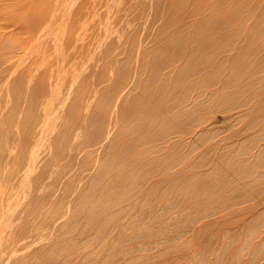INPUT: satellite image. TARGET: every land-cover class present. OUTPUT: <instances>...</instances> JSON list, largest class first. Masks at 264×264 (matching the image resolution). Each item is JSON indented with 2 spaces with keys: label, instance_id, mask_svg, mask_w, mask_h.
Segmentation results:
<instances>
[{
  "label": "rangeland",
  "instance_id": "obj_1",
  "mask_svg": "<svg viewBox=\"0 0 264 264\" xmlns=\"http://www.w3.org/2000/svg\"><path fill=\"white\" fill-rule=\"evenodd\" d=\"M24 1L15 5L30 4ZM45 1L40 3L48 10L54 6L57 17L67 5V0H58V6L57 0ZM96 1L73 0L77 8L65 25L55 27L47 44L21 64L20 54L32 49V36L15 34L25 10L10 12L11 0L0 8V45H14L17 74L9 91L14 104L4 106L10 98L2 101L0 95L6 110L0 131L15 130L5 116L11 112L27 156L37 145L39 155L48 152L28 176L26 218L13 214L0 237V263L25 244L26 264H199L200 259V264H229L233 258L243 263L249 251L239 252L240 246L262 238L245 220L264 205V188L253 193L245 184L252 176L234 164L249 154L264 157V150L256 149L264 146V132L253 138L264 127V0H196L204 1V17L196 13L195 0H162L166 7L157 6L158 0ZM235 2L241 6L238 15L214 24L231 15ZM59 31L71 33L70 45L57 41ZM90 49L96 57L88 61ZM112 55L124 61L123 68L110 62ZM77 71H83L81 77ZM76 77L77 85L69 88ZM111 87L116 90L109 93ZM228 92L239 94L233 105L247 102L238 110L256 113L254 120L224 128L221 112L228 106L221 96ZM181 111L180 124L175 118ZM243 125L250 128L236 137ZM45 135L50 137L42 144ZM244 147H250L245 156L231 152ZM102 172L94 190L91 184ZM223 175L230 181L225 191L205 185ZM8 179L5 192L16 191L18 176ZM224 193L238 203L220 206ZM3 195L0 231L2 215L17 202L16 194ZM142 231L153 236L140 238Z\"/></svg>",
  "mask_w": 264,
  "mask_h": 264
},
{
  "label": "bare ground",
  "instance_id": "obj_2",
  "mask_svg": "<svg viewBox=\"0 0 264 264\" xmlns=\"http://www.w3.org/2000/svg\"><path fill=\"white\" fill-rule=\"evenodd\" d=\"M11 1H13L11 3H13L14 6H16L15 0H11ZM18 1L19 0H17V2ZM28 1H30V4H26V5H28L26 7L25 6H16L15 8H13L14 7L13 6L12 8H10V12H11V11H14L15 9H17L18 7H21V9H18L20 11H17V13L18 12L21 13L24 10L26 13V14L24 13L25 15L23 16L22 19H20L21 17L19 18L21 20L22 26H18L20 29H17V31L15 30L16 31L15 34L18 33V31L22 30V31H24L22 33H25V35H27V36L29 35V37L32 36V38L30 39V42L32 44V45H30V47L32 49L30 51L28 49L27 55H25V54L21 55L20 54L19 59H21V60L19 61V64H21L23 62V60H25L24 56H26L27 59L29 58V55L31 54L30 52H32V50H34L36 52L41 50V48L47 44L46 38L48 37V35L49 34L52 35V32L54 33V31H53L54 28L57 26L59 27L60 23H64L63 24V26H64L65 23L68 21V17L71 16V14L77 8V6H76L77 4L73 3V0H67L66 1L67 5L64 6L65 8L63 10L58 7L59 9L62 10V11L60 10V12H62V14L57 17L56 12H58V11L55 10L54 6L49 8V10H48V6L45 5V3L48 4V2H46L45 0H44L45 3H40V2H42V0L38 1L39 5L40 4L44 5V6L40 5L41 7H39V6L37 7V5H38L37 1H36L37 4H35V5H34V3L31 4V2H33L34 0H28ZM55 1L56 0H54L53 3H55ZM112 1H113L112 2V4H113L115 2V0H112ZM181 1L182 0H178V4H180ZM219 1L224 2V0H219ZM57 2H58V0L56 1V4L58 6V3L62 2V1L59 0V2L58 3ZM63 2H65V0ZM103 2L104 1L102 0V4H103ZM105 2H107V1H105ZM196 2H197L196 13H198L204 17V5H205L204 1H196ZM11 3H9V4H11ZM95 3H97V1ZM99 3H101V0ZM99 3H97V5ZM20 4L21 3H19L18 5H20ZM63 4L60 3L59 6L63 5ZM156 4H157V6H160V7H166V4L162 0H158L156 2ZM33 5L35 6V8L36 7L37 8L32 9V8H34ZM103 5H105V4H103ZM234 5H236V7H234L232 9L231 15H228L225 18H222V17L216 18L214 21V24L217 23L218 21H221V22L222 21L223 22L232 21L238 15V13L241 10V6H240L239 2H235ZM9 6L10 5H8L7 0H0V8L6 9V7H9ZM50 6H52V5H50ZM95 6H96V4H95ZM27 9H32L34 11L31 10L32 12L28 13V11L26 12ZM103 9L106 10L104 7H103ZM103 9H102V12H105ZM1 11H2V9H1ZM10 12L8 14H10ZM10 20H11V16H10ZM14 20H16V19H14ZM172 22H173V20L164 21L163 24H171ZM180 24H181L180 22L177 23V25H180ZM219 24L220 23H218V25ZM12 33H14V31ZM20 33H18V35H20ZM70 35H71V33L66 34L64 31H59L58 36L56 35L58 37L57 41L63 40V41H65V43L67 45H70L71 44V42L69 41ZM6 37H5V40L7 39ZM52 37H49V38H52ZM20 42L21 41H19V43ZM4 43H3L4 46L0 45V95H2L1 97H3L2 101L8 100L10 98L9 101L5 102V105H4V106H6V105L9 106L11 104H14L11 101V96H10L9 91L12 90L10 87H12V84L15 82L16 75H17L15 72L16 69H14V67H13L14 64L12 63V60L15 58L16 51H15L14 45L10 46L9 44L5 45ZM99 44L100 43H98V45ZM19 46H21V45H19ZM172 46L176 49L177 53L183 54L184 49L182 47H179L180 45L178 42H173ZM109 47H110V44H108L107 48H109ZM130 50L133 51L134 49L130 48ZM139 51H140V48L137 50V52H139ZM2 52H4V53L1 54ZM28 53H29V55H28ZM95 57H96V54H95L93 49L87 50V57L86 58L88 61L93 60ZM100 62H102L101 58H100ZM110 62L111 63H117V66H121L122 68L124 66V61L122 59L119 60V58L117 56H114V55L111 56ZM185 70L187 73L191 72V68L189 66H187L185 68ZM125 72H126V70L123 69L120 72V75L125 73ZM82 73H83V71H77V74L80 77H81ZM121 77H122V75H121ZM77 83H78L77 77L74 80L73 79L70 80L69 81V84H70L69 88L73 89L77 85ZM115 90H116L115 87H111L109 93H112ZM69 93L70 92L66 93L67 97L69 96ZM109 93L102 94V95H107ZM67 97L63 100H66ZM238 97H239V94L236 92H228L225 95L222 94V96H221V101L223 102V104L228 106V109L226 110V112L225 111L221 112L222 114H224L223 122H224V128L225 129H227V128L230 129L233 127L235 128V126L237 125L236 123L242 122L244 120V118L247 119V118L253 117V120H254L255 117L257 116L256 113L248 115L249 112H247V110H244V109L238 110L239 107H244L247 104V102H242V103H238V104L233 105V103L237 102ZM53 102L54 101H52V103ZM2 105L3 104H0V106H2ZM57 112H59V111L55 112L56 116H57V114H56ZM4 113H6V110L2 106L0 109V115H3ZM184 114L185 113H183V111L178 112V114L176 115L175 121H177L178 123L181 124L184 120L180 117V115L184 116ZM5 116H6V119L10 118L11 127L14 128L15 130L9 131L6 129L5 131H0V196H4L3 194H6V193H9L8 196L16 194L14 201L17 200V202H14L13 205H15V207L10 209L8 214H6V215L4 214L7 211L3 212L4 215H2V216H3V220L5 221V225H4V228L0 231V237H3L5 232H7L9 227H11L10 223H11V219H12L13 214H16L19 211V219L18 220L23 221V219L26 218L25 214H26V212H28L27 211L28 207H30L28 205L29 204V198H28L29 196H27V193H26L27 192V186L30 182L27 180L28 176L30 175V173L34 167L41 165V159L46 158V156L48 155V152H45L43 154V156L39 155L38 154L39 148L37 145V147H35L34 150L30 151L29 156H27V154L25 153V150L23 148L24 136L21 137L20 132H17L19 128L16 125H14V123L16 121L15 114L9 112V116H7L6 114H5ZM18 118H21V117H18ZM256 123L249 124V125H256ZM249 125L247 128L245 125L241 126L236 133V137H238V136L240 137V136L244 135L247 132V130L250 128ZM8 128H10V127H8ZM53 129H54V133H55L56 137L59 138L60 130L62 129L61 126L57 125V127H54ZM53 129H51L50 132H52ZM263 132H264V127L262 129H260L258 132H256L254 134L253 138H258ZM49 137H50L49 135L43 136L41 143L46 144L48 141L47 139ZM253 142H254V140H253ZM248 148H250V147L236 148L235 150H233L231 152L233 153V155L235 154L237 156H240V155L245 156V155L250 153V149H248ZM256 149L258 152H260V151L264 150V146L257 147ZM61 150H62V148H60V151ZM221 163H222V160H221ZM224 163L228 164L226 161ZM246 163H250V164H246ZM234 166H240L242 169V170L240 169V173L241 174L245 173L246 177L252 176V180L249 183H245V184L251 185V189L253 190V193H256V194L260 193L259 191H257V189L263 190V188H264V157H261V156L255 155V154H249L245 160L238 159L237 162L234 164ZM13 169H14V171H12ZM107 169H109V167H107ZM107 169H104V170H107ZM10 175L11 176H18V178H19L18 183L20 185L16 188V191L5 192L6 186L9 183L8 177ZM103 176H104V173L102 172L100 177H96L94 179L93 184H91V187H93L94 190H96V187L100 185ZM122 177L123 176L119 177L120 180L122 179ZM229 184H230V181L226 179V175H223L219 182H215V183L211 182V183L205 184V185L206 186L219 185V187L222 188V192H223V191H225L224 190L225 187L229 188ZM103 188L104 189L102 190V194H105V186ZM248 193H249L248 191H245L244 195H246ZM194 194H197V193L196 192H194V193L190 192L189 193V195H194ZM17 197H18V199H17ZM233 199H234V197H232L231 194H227V193L222 194V196L219 199L220 206H225L229 203L234 202ZM188 201H193L191 196L188 198ZM237 203L238 202L235 201L233 203V205L235 206ZM10 204H11V200H9V206H10ZM216 208H218V207H214L213 210H215ZM7 209H8V207H7ZM24 212H25V214H24ZM129 223L133 224L131 221ZM245 223H246V225H248V228L251 231H253L254 233L255 232L257 233L260 231L259 234L261 235L262 238L259 240V242H257L254 245H251V242L249 244H246L244 242V244H242L240 246V248H239L240 250H238L239 252L247 251V250L249 251V257L246 260H244L243 263H241V264H264V205H262V206L260 205V207L253 208L250 211V216L245 220ZM137 235L140 238L153 236L148 231L147 232H145V231L138 232ZM2 241H3V238H2ZM238 242H239V240H238ZM29 250H30V247H28V245L25 244L24 247H22L20 249H15V250L9 251V252H7V254L5 255V257L3 258V260L0 264H15L16 259L18 260V263L26 264L25 261L29 256ZM202 260L203 259L199 260V264L202 262ZM237 262L238 261L233 258L232 260H230L229 264H237Z\"/></svg>",
  "mask_w": 264,
  "mask_h": 264
}]
</instances>
